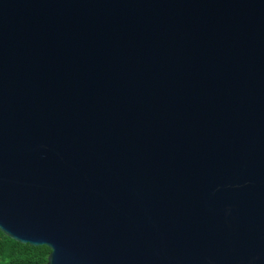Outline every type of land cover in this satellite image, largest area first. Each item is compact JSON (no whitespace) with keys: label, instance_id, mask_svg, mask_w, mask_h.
Instances as JSON below:
<instances>
[{"label":"water","instance_id":"1","mask_svg":"<svg viewBox=\"0 0 264 264\" xmlns=\"http://www.w3.org/2000/svg\"><path fill=\"white\" fill-rule=\"evenodd\" d=\"M0 231L264 264V0H0Z\"/></svg>","mask_w":264,"mask_h":264},{"label":"trees","instance_id":"2","mask_svg":"<svg viewBox=\"0 0 264 264\" xmlns=\"http://www.w3.org/2000/svg\"><path fill=\"white\" fill-rule=\"evenodd\" d=\"M50 249L17 242L0 231V264H46Z\"/></svg>","mask_w":264,"mask_h":264}]
</instances>
